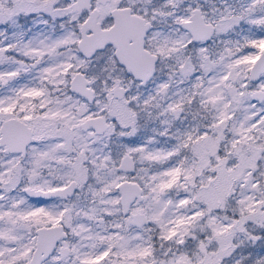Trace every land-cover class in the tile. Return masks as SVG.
I'll use <instances>...</instances> for the list:
<instances>
[{
	"label": "snow or ice",
	"instance_id": "1",
	"mask_svg": "<svg viewBox=\"0 0 264 264\" xmlns=\"http://www.w3.org/2000/svg\"><path fill=\"white\" fill-rule=\"evenodd\" d=\"M0 264H264V0H0Z\"/></svg>",
	"mask_w": 264,
	"mask_h": 264
}]
</instances>
